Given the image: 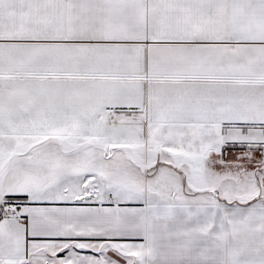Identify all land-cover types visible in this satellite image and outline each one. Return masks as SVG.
I'll use <instances>...</instances> for the list:
<instances>
[{"label": "snow or ice", "instance_id": "snow-or-ice-1", "mask_svg": "<svg viewBox=\"0 0 264 264\" xmlns=\"http://www.w3.org/2000/svg\"><path fill=\"white\" fill-rule=\"evenodd\" d=\"M110 253L264 264V0H0V264Z\"/></svg>", "mask_w": 264, "mask_h": 264}, {"label": "crops", "instance_id": "crops-1", "mask_svg": "<svg viewBox=\"0 0 264 264\" xmlns=\"http://www.w3.org/2000/svg\"><path fill=\"white\" fill-rule=\"evenodd\" d=\"M125 112L128 114V115H131V112H128V110H125ZM223 154L226 156V157H233V156H236L239 154V146H231V145H226L225 146V150L223 152ZM56 206H79V207H98L99 205L97 204H92V203H81V204H78V205H72V204H63V203H60ZM105 207H114V205H105ZM121 207H142V205H139V204H127V205H124L122 204ZM50 242H62L61 240L59 239H53L51 240ZM66 251V250H65ZM64 252H58L57 255H61ZM77 251H80L81 253H85V254H92L90 252V250H77ZM110 255H112L113 259H117L119 261V264H125V262L118 256H116L115 254L113 253H110Z\"/></svg>", "mask_w": 264, "mask_h": 264}, {"label": "rangeland", "instance_id": "rangeland-1", "mask_svg": "<svg viewBox=\"0 0 264 264\" xmlns=\"http://www.w3.org/2000/svg\"><path fill=\"white\" fill-rule=\"evenodd\" d=\"M66 253H67V250L65 251V253H63V254H61V255H57V258H63L65 255H66ZM81 254H83V253H81ZM85 254V253H84Z\"/></svg>", "mask_w": 264, "mask_h": 264}]
</instances>
